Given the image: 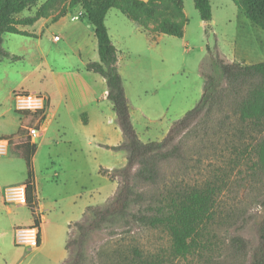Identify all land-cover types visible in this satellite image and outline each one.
I'll use <instances>...</instances> for the list:
<instances>
[{
  "label": "trees",
  "instance_id": "obj_1",
  "mask_svg": "<svg viewBox=\"0 0 264 264\" xmlns=\"http://www.w3.org/2000/svg\"><path fill=\"white\" fill-rule=\"evenodd\" d=\"M212 0H193L208 37ZM239 14L264 32V0H232ZM81 7L78 18L87 21L97 42L99 60L85 69L98 74L107 86L122 142L113 148L126 153L122 169L100 174L117 183L104 204L88 207L69 226L62 264H101L103 253L87 244L92 235L127 236L161 230L169 236L166 260L187 264H264V62L242 65L230 62L218 49L207 46L209 63L201 65L203 92L195 106L174 121L160 141L142 142L134 129L128 99L119 74L118 52L105 24L106 14L118 10L149 35L181 39L187 18L182 0H0V62L18 60L3 48L6 33L33 37L19 26L41 18L57 21L68 10ZM37 7L33 16H15ZM26 120L29 114H20ZM21 126L10 139L17 141L10 153L27 168V207L33 217L35 146ZM261 213L256 241L242 233ZM35 224H38L35 218ZM112 256L116 251L111 252ZM142 253L117 258L114 264H159ZM109 257V255H108ZM162 258V256H161ZM112 262V261H110ZM164 262V261H163Z\"/></svg>",
  "mask_w": 264,
  "mask_h": 264
},
{
  "label": "crops",
  "instance_id": "obj_2",
  "mask_svg": "<svg viewBox=\"0 0 264 264\" xmlns=\"http://www.w3.org/2000/svg\"><path fill=\"white\" fill-rule=\"evenodd\" d=\"M43 2L44 0H40V4ZM182 2L183 12L187 18L186 2L184 0ZM187 2L190 5L189 1ZM212 2L213 0L211 4ZM36 9L37 7L28 10L30 16L34 15ZM114 10L116 9H111L106 14L105 24L111 42L118 52L117 67L129 102L131 122L142 141L137 125H141L142 132L149 136L153 132L152 123L158 122L159 124L160 122V119L150 118L152 114L149 112L150 107L147 106L145 96L148 88L158 84L160 86L161 75L160 73L140 71L139 67L143 64V60L139 54L150 40L157 45L159 41L165 40V36L149 35L118 10ZM74 11L79 16L81 7L76 6L68 10V13L57 22L53 21L51 17L41 18L31 26L18 27L20 31L34 35L33 37L10 33L3 35V48L11 56L17 55L12 44L16 43V40H20L25 50L18 51V53H21L23 58L30 57L31 62H34V69L43 64L47 66L52 77L54 75L51 69L54 67L55 59L45 56L44 60L41 57H38L37 60L38 49L42 48L43 43L45 44L44 35L47 38L54 26L63 22L61 28L64 31V44L70 46L68 50L64 48L65 45L59 48V55L56 59L65 76L60 78L61 84L56 81L55 87L48 83L40 85L35 90L32 88L33 83L29 82L30 76L33 77L32 72L19 79L11 69L10 58L0 62V137L10 138L16 135L25 122L24 117L14 112L12 108L14 92L26 87L25 89H31L32 93L38 91L37 93L45 95L48 99V107L40 119V135L31 141L35 146L32 158L35 217L27 205L4 203L5 189L24 184L27 179V168L25 162L17 155L9 153L0 157V226H11V235L14 237L15 229L31 226L35 223V218L37 219L39 244L36 248L29 249L40 257L36 264H62L68 258L66 241L69 226L80 221L88 207L105 203L117 189V183L100 174V168L112 171L122 169L126 164L124 151H121L124 152L122 155L123 164L117 166L115 162H112L113 160H110L119 153L113 148L121 144L122 133L118 127L115 129L107 127V120L110 118V121H115V114L111 103L106 98V83L98 74L85 69L89 62L99 60L97 42L87 21L82 22L78 16H70ZM25 12L16 15L15 18L30 17L26 16ZM123 18L133 25H127ZM240 25L245 35L244 40H241L240 44L238 41H234L231 51L227 53L219 47L220 52L230 62L243 65L261 63L252 60L257 48L264 47V40L258 29L246 21H242ZM123 27L130 29L129 39H127V31L123 30ZM185 36L186 26L182 38ZM60 41V39L55 40V42ZM54 80H58V78L54 77ZM152 112L154 113L155 110L153 109ZM82 116H86L83 123L80 120ZM33 118L32 122L34 123L39 117L33 116ZM174 121L176 120H168L167 124L162 125L160 130L158 129L155 141H160L165 136ZM101 122L104 124L101 125ZM112 126L114 125L112 124ZM88 133L89 145L91 144L93 153L90 166H88L87 159ZM61 141L65 144L66 149L53 152V147ZM150 141L148 140V142ZM62 239L65 241V250L61 252L59 243ZM22 262L23 260H20L16 264H22ZM0 264L10 263L4 260Z\"/></svg>",
  "mask_w": 264,
  "mask_h": 264
},
{
  "label": "rangeland",
  "instance_id": "obj_3",
  "mask_svg": "<svg viewBox=\"0 0 264 264\" xmlns=\"http://www.w3.org/2000/svg\"><path fill=\"white\" fill-rule=\"evenodd\" d=\"M184 1L186 2V15L188 21L186 24L185 38L179 39L165 36V40L159 41L157 45L150 40L147 46L144 45L143 49H141V54H139L142 58L141 60H143V64L139 67L140 71L143 73H160L161 75L160 86H158V84L148 88L145 96L147 106L150 107L149 112L152 114L150 118L160 119V122L159 124L158 122L152 123L153 132L149 136L142 132L141 125H137L141 134V139L144 143L148 142V140L155 141L157 138V131L162 128V125L167 124L168 120L179 119L184 113L192 109L196 102L200 99L204 84V80L200 74L201 65L203 63H209L210 61L206 50L207 46L213 49V47L217 44L218 49L220 47L224 52H230L234 41H238V44H240V41L245 38L240 23L242 21L250 23L246 18H244V16L239 14L238 10L232 3V0H213L211 4L213 21L210 33L207 37L204 33L203 23L199 14L193 6V0ZM187 1H189L190 5ZM24 14L26 16H30L28 11ZM72 15L78 16L75 11L70 16ZM123 19L126 21L127 25H133L131 22L126 20V18ZM62 23L63 22H60L57 26H54L51 34L48 36L50 38H46L44 35L45 44H42V48H39L37 53V60L38 57H41L44 60L46 58L45 56L50 58L53 57L55 59L53 62L54 67L51 69L54 75L53 77L47 66L43 64L34 69V62H31V58H23L22 54L18 53V51L22 52V50H25L21 45L20 40H16V43L12 44L13 50L17 52L16 56L20 58L15 61L12 59L9 60L12 71L19 79L32 72L33 77L31 78L30 76L29 82L33 83L32 88L35 90L40 85H47L48 83L52 87H55L56 81L61 84L60 78L65 76L62 72L61 65L56 59L59 55V48L65 45L64 31L61 28L63 25ZM84 23L86 25V22ZM250 25L255 27L251 23ZM256 29H258L261 38L264 40V32L257 27ZM123 30L127 31V39H129L131 35L130 29L123 27ZM54 36H57L61 41L55 42ZM68 47L70 46H64L66 50H68ZM254 53L256 54L252 56L253 62H264V47L260 49L257 48V51ZM54 77H57L58 80H54ZM25 88L26 87H24V89H19L18 91L32 93L31 89L28 90ZM34 92L37 93L38 91ZM12 108L14 112H16L13 107V103ZM153 109L155 110L154 113L152 112ZM85 118L86 116L81 117L80 120L82 123ZM33 119V115H27L24 125L27 128L32 126L34 124L32 122ZM100 124L102 125L104 123L101 122ZM106 124L110 129H115V127H117L116 122L110 121V118L107 120ZM112 124L114 126H112ZM24 137H28L27 132ZM89 138L88 133V166L91 165V159L93 158L91 144L89 145ZM16 145L17 141H12L11 152L14 151L13 149ZM64 149H66L65 144L61 141L53 147L52 151L54 152ZM123 153L124 152L119 151V153L115 154V157H113V159L110 158V160H113L112 162H115L117 166L123 164ZM88 171H90V169H88ZM261 216V213H258V215L254 214L252 224H250L246 231L242 233L243 237L248 239L251 243H255L256 241V225L261 220ZM11 231L12 229L9 225L0 226V263L7 260L10 264L12 262L16 264L18 261L23 260L22 264H36L37 260H39L38 258L40 257L29 251L28 248L17 246L15 243V234L13 237L11 235ZM170 244L171 242L169 236L161 230H146L141 233L135 232L132 235L116 236L113 238L108 237L104 232H98L92 235V238L88 242L86 248L88 254L91 253L92 248L103 253L101 257V264H114L116 263L117 258L119 259L120 257L123 258L125 256L133 257L135 250L140 251L143 258L147 259L149 262H152L156 255L159 254V259H161V263L159 262V264H187L186 262H182L178 259L168 261L164 258L167 257ZM59 250L61 252L65 250V241L63 239L59 243ZM112 251H116V254L113 256L111 254ZM45 254L46 251L44 252V255Z\"/></svg>",
  "mask_w": 264,
  "mask_h": 264
},
{
  "label": "built area",
  "instance_id": "obj_4",
  "mask_svg": "<svg viewBox=\"0 0 264 264\" xmlns=\"http://www.w3.org/2000/svg\"><path fill=\"white\" fill-rule=\"evenodd\" d=\"M77 19V18H76ZM55 40L59 38L56 36ZM12 103L19 114H30L39 117L32 126L27 128V136L30 141L40 135V119L48 107V99L40 93H25L16 91L12 94ZM12 140L9 137H0V157L10 153ZM7 205H27L26 185H16L6 188L3 195ZM15 243L17 246L34 249L39 244V226L33 224L27 227L15 229Z\"/></svg>",
  "mask_w": 264,
  "mask_h": 264
}]
</instances>
